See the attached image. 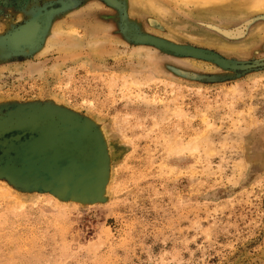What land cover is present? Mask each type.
Wrapping results in <instances>:
<instances>
[{
    "label": "rangeland",
    "instance_id": "obj_1",
    "mask_svg": "<svg viewBox=\"0 0 264 264\" xmlns=\"http://www.w3.org/2000/svg\"><path fill=\"white\" fill-rule=\"evenodd\" d=\"M151 39L262 63L264 0H0V264H264V64Z\"/></svg>",
    "mask_w": 264,
    "mask_h": 264
},
{
    "label": "water",
    "instance_id": "obj_2",
    "mask_svg": "<svg viewBox=\"0 0 264 264\" xmlns=\"http://www.w3.org/2000/svg\"><path fill=\"white\" fill-rule=\"evenodd\" d=\"M35 20H38V19H32V20L24 23L22 26H20L18 29H16L11 34L9 41H10V45L12 47H15V48H21V47H26V46L29 47L35 43V42H24L23 43V42L18 41V38L16 37V34L22 28L26 27L28 24H30L31 22H34ZM42 26H43V24H42ZM42 26L40 27V29L42 28ZM40 29H39V31H40ZM39 31L36 35L37 38H38ZM150 41L154 45L161 47L162 49L171 51L173 53L188 55V56L197 57V58L208 59V60L214 61L215 63L219 64L223 68L230 69V70H245V69H249L251 67L257 66V65H263L264 64V62L254 63V64H231V63H228V62L220 59L217 55L212 54V53H207V52H204L201 50L177 46V45H171V44H168V43H165V42H162L159 40H155V39H151Z\"/></svg>",
    "mask_w": 264,
    "mask_h": 264
},
{
    "label": "bare ground",
    "instance_id": "obj_3",
    "mask_svg": "<svg viewBox=\"0 0 264 264\" xmlns=\"http://www.w3.org/2000/svg\"><path fill=\"white\" fill-rule=\"evenodd\" d=\"M26 29V28H25ZM24 31H26V30H24ZM25 33V32H24ZM19 39H20V37H19Z\"/></svg>",
    "mask_w": 264,
    "mask_h": 264
}]
</instances>
